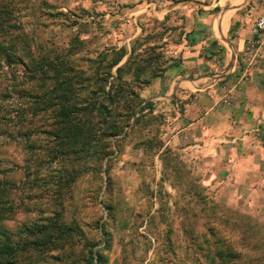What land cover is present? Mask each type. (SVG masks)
Listing matches in <instances>:
<instances>
[{"label": "rangeland", "instance_id": "374dc122", "mask_svg": "<svg viewBox=\"0 0 264 264\" xmlns=\"http://www.w3.org/2000/svg\"><path fill=\"white\" fill-rule=\"evenodd\" d=\"M3 5L14 11L5 19V38L15 41L17 51H30L35 60L65 52L76 34L82 41L77 49L81 59H95L110 47L129 50L142 29L143 36L157 32L161 67L177 60L178 52L176 55L163 45L178 41L177 29L164 33L169 26L156 23L147 13L134 14L131 6L123 9L115 0H0V8ZM164 58L169 61L164 63ZM77 64L85 68L89 63ZM45 89L41 81L29 79L21 65L0 67V180L6 183V198L13 206L3 227L12 241L23 243L29 239L21 232L24 227L57 217L80 234L72 236V249L18 251L21 263L83 264L86 244L94 245V253L100 251L105 264H211L209 250L217 245L241 253L234 264H264V250H257L264 243V210L244 212L243 203L230 204L205 187L196 154H184L181 141L170 143L167 124L175 113L169 104L183 112L193 97H176L160 105L152 102L158 119L151 130H136L108 162L59 159L51 163L47 153L52 143L43 133L52 122L50 116L31 121L29 116L23 121L17 118L29 96L43 94ZM28 130V138L22 136ZM155 135L163 148L157 151L154 147L144 154L139 143ZM164 149L173 158L168 180L162 179L159 157ZM73 169L81 172L74 182L67 183ZM197 183L203 189L201 197ZM204 197L208 207H204ZM212 205L219 210L211 209ZM211 211L216 212V218L209 224L206 217ZM248 217L257 223L252 230ZM83 249L85 253L80 254Z\"/></svg>", "mask_w": 264, "mask_h": 264}, {"label": "crops", "instance_id": "0c3cea01", "mask_svg": "<svg viewBox=\"0 0 264 264\" xmlns=\"http://www.w3.org/2000/svg\"><path fill=\"white\" fill-rule=\"evenodd\" d=\"M134 14L175 27L178 41L167 49L178 56L141 97L154 105L186 100L183 112L172 104L170 143L202 167L201 182L244 212L264 210V51L257 67L241 79V59L253 23L264 17V0H115ZM259 126V134L252 132ZM243 139L220 143L230 137Z\"/></svg>", "mask_w": 264, "mask_h": 264}, {"label": "trees", "instance_id": "16d2710c", "mask_svg": "<svg viewBox=\"0 0 264 264\" xmlns=\"http://www.w3.org/2000/svg\"><path fill=\"white\" fill-rule=\"evenodd\" d=\"M13 12L6 5L0 8V67L21 65L29 79L41 81V87L46 86L43 94L29 96L28 102L23 104L26 107L19 108L17 118L23 121L25 116H29L31 121L41 115L50 116L52 122L43 131L50 137L52 143L47 153L48 162L53 163L59 159H72L73 163L100 162L105 159L108 162L111 160L108 157L115 152V155H118L125 141L136 130L139 132L145 129L151 130L150 126L158 117L154 114L153 103L145 101L141 93L155 78L163 76L167 68V65L161 67L163 62L158 63L163 55L159 51L161 48L155 43L159 39L157 32L150 37L143 36L142 29L141 36L134 40L129 50L125 47H110L98 53L95 59L78 57L80 51L77 49L82 41L76 34L72 39V45L65 52L56 54L52 58L43 56L35 60L30 51H17L18 45L15 41L12 39L9 42L5 38V19L8 20ZM159 24L165 26L163 22ZM173 30L176 28L169 27L164 28L163 32H173ZM164 33L160 35L163 36ZM147 40H153L154 43L148 44ZM167 44L168 42L165 41L163 45ZM166 60L168 59H163L164 63ZM77 61L89 64L82 68ZM135 115L137 116L134 118ZM28 131L23 132L22 136L31 134V131ZM139 144L143 146L144 154L151 153L154 147L160 151L164 146L156 135L150 139H143ZM169 152L168 149H164L159 156L164 180L169 179L167 169L171 167L173 161L172 157L167 156ZM80 172L79 169H73L67 183L74 182ZM195 186L200 190L198 196L201 197L203 191L201 185L197 183ZM6 193V183L0 180V264H24L16 257L18 251L32 249L43 252L63 249L65 246L72 249V236H79L80 233L71 225L61 223L57 217L47 218L44 223H34L24 227L21 232L25 233L30 241L29 239L23 243L12 241L11 235L3 227V222L13 213V206L6 198ZM203 200L204 207H208L205 197ZM215 208L219 210L212 205L211 209ZM214 211L206 217L209 224L216 218ZM237 216L242 217V215ZM248 220L251 223L248 224L252 226L250 230L257 226L254 219L248 217ZM253 236L255 237L254 234ZM93 248L94 245L85 244L84 249L87 253L81 262L105 264L104 256L99 250L94 253ZM257 248L263 252L264 243ZM84 249L80 254L85 253ZM209 254L211 264H234L233 261L237 262L241 257V253L237 250L218 245L209 250Z\"/></svg>", "mask_w": 264, "mask_h": 264}, {"label": "built area", "instance_id": "2783aa9c", "mask_svg": "<svg viewBox=\"0 0 264 264\" xmlns=\"http://www.w3.org/2000/svg\"><path fill=\"white\" fill-rule=\"evenodd\" d=\"M264 51V17L257 19L251 28V39L247 42L246 51L241 59V79H245L249 68H255L259 65L261 54ZM259 126L257 125L252 132L259 134ZM248 131L241 134L240 138L230 137L222 138L220 143H236L238 139H243Z\"/></svg>", "mask_w": 264, "mask_h": 264}]
</instances>
